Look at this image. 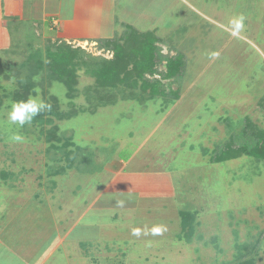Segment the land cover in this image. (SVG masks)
I'll list each match as a JSON object with an SVG mask.
<instances>
[{
    "label": "rangeland",
    "instance_id": "1",
    "mask_svg": "<svg viewBox=\"0 0 264 264\" xmlns=\"http://www.w3.org/2000/svg\"><path fill=\"white\" fill-rule=\"evenodd\" d=\"M190 3L168 5L159 28L170 26L166 37L157 36L156 71L146 74L161 80L164 94L156 96L140 81L102 88L93 73L117 48L133 53L129 34L75 44L30 31L23 42L0 48V234L6 228V240L13 230L24 232L22 221L36 225L41 214L54 216L65 204L62 219L73 220L76 214L66 210L74 209L82 218L73 234L79 251L68 256L62 248L46 264H264V159L211 158L233 137L253 145L252 131L264 130V0ZM50 50L74 55L73 80L54 73ZM178 54L180 76L165 77L166 58ZM30 96L51 109L23 127L11 123L12 103ZM14 133L23 140L12 141ZM161 134L170 137L159 147L167 160L159 150V157L150 156ZM138 147L139 156L151 158L149 167L159 158L173 171L174 195L127 211L103 206L101 195L107 191L103 199L111 201L109 190L119 188V159ZM183 212L191 216L182 230ZM0 264L21 262L11 253Z\"/></svg>",
    "mask_w": 264,
    "mask_h": 264
},
{
    "label": "crops",
    "instance_id": "2",
    "mask_svg": "<svg viewBox=\"0 0 264 264\" xmlns=\"http://www.w3.org/2000/svg\"><path fill=\"white\" fill-rule=\"evenodd\" d=\"M179 1L191 5L190 0ZM198 3L200 4L201 1ZM173 4L175 0H0V48H8L11 44L23 42L24 35L32 34L30 31L33 33L38 31L45 36L55 35L75 44L96 42L101 38L109 39L119 34L134 36V31L140 33L154 31L156 36L160 37V34H163V37H166V30L170 26L163 24L166 28L162 32H159V28L168 5ZM197 10L194 7V11ZM14 38L17 41H14ZM168 138L169 135L161 134L160 144L154 142L151 145L155 153H151L150 156L159 157L162 152L159 147L164 145L162 147L164 149ZM139 150V147L135 148L128 156L119 159L118 163L121 164L120 176L117 180L120 182L119 188L114 191L109 190L112 194L111 201L103 199L107 191L104 192L100 204L103 206L112 204L115 209L122 207L127 211L130 208H138L143 202H150L144 201L145 199L157 196L169 198V193H175L176 180L173 171L164 168L161 161L171 156L160 154L162 159H156L158 164L149 167L151 158L144 160L145 157L139 156L141 154ZM133 160L140 162L139 165L134 166L136 168L131 167ZM87 184L85 183V188L89 187ZM127 193L131 195L128 199ZM118 194H123L125 198H116ZM64 205L58 206L56 213L55 211L53 213L54 216H48V213L41 214L36 225H29L28 220L22 221L20 226L24 225V232L19 229L13 230L8 240L6 236L9 231L4 228L0 234V256L12 253L13 260L20 261L21 264H46L49 258L62 248L68 256L71 255L73 248L77 253L80 239L74 238L73 234L82 218L79 220L78 209H74L66 210L76 214L73 220L62 219L59 211L65 210ZM136 211L137 214H142ZM14 216L16 214L12 215L11 219ZM47 243L48 253L44 248ZM81 244H89V239L85 238Z\"/></svg>",
    "mask_w": 264,
    "mask_h": 264
},
{
    "label": "trees",
    "instance_id": "3",
    "mask_svg": "<svg viewBox=\"0 0 264 264\" xmlns=\"http://www.w3.org/2000/svg\"><path fill=\"white\" fill-rule=\"evenodd\" d=\"M134 42L136 46H133L132 54L126 52L121 47L115 51L113 59L103 62L100 67L93 70L99 85L102 88L118 87L119 84H125L131 82L132 85H138L140 81L144 92L151 93V96L158 94H164L159 89L161 84L160 79H149L146 77L148 72L156 71L159 58L162 57L160 54V48L157 41L158 38L152 32L140 33L133 32ZM70 51V50H69ZM67 50L60 52L50 50V67L54 70L60 79L65 81L73 80L75 74V68L72 67V60L74 55ZM134 55V56H133ZM137 55V56H136ZM132 60V61H131ZM134 63V68L129 72L128 65ZM184 67L182 60V54H178L174 57L166 58V70L163 72L165 77H176L180 76L181 70ZM135 77H132L133 74ZM180 95V94H179ZM178 95V96H179ZM177 96V97H178ZM248 128L245 129V131ZM248 134V131H247ZM252 134L255 136L256 141L253 145L250 142H240L233 137L231 141H228L224 146L216 147L214 154L211 156L213 162L226 161L232 158L239 157L243 153H247L259 159H264V130H253ZM250 136V135H249ZM182 218V230L190 222V214L183 212ZM238 264H253L251 260H245Z\"/></svg>",
    "mask_w": 264,
    "mask_h": 264
},
{
    "label": "clouds",
    "instance_id": "4",
    "mask_svg": "<svg viewBox=\"0 0 264 264\" xmlns=\"http://www.w3.org/2000/svg\"><path fill=\"white\" fill-rule=\"evenodd\" d=\"M242 19V18H241ZM236 27L239 29L242 27V22H237ZM51 105L46 103L39 97H29L26 100L14 101L12 103L11 111L8 113V120L13 124H18L23 127L26 123H31L33 119L39 116L46 110H50ZM11 140L14 142H21L23 137L19 133H14L11 136ZM154 233L158 234L160 228L153 229ZM135 234H139V230Z\"/></svg>",
    "mask_w": 264,
    "mask_h": 264
}]
</instances>
